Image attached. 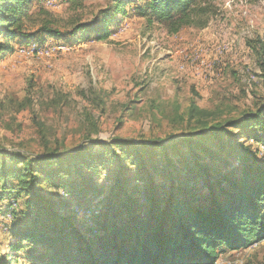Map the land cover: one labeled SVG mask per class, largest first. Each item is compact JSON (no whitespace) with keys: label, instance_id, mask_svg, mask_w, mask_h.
<instances>
[{"label":"rangeland","instance_id":"1","mask_svg":"<svg viewBox=\"0 0 264 264\" xmlns=\"http://www.w3.org/2000/svg\"><path fill=\"white\" fill-rule=\"evenodd\" d=\"M30 1L19 37L9 40V50L0 54V148L15 152L26 147L38 153L47 142L50 147L72 150L87 136L106 143L160 141L241 119L240 128L223 124L221 133L193 147L181 142L165 152L142 154L147 167L154 165L157 171L146 170V182L137 187L149 191L152 182L170 185L172 179L180 194L193 189L196 193L197 179L189 182L184 167L197 162L212 167L210 176L226 175L229 180L239 179L243 165L264 171L263 149L251 139L261 132L242 120L264 106V71L251 50L258 39L264 44V0H200L208 8L206 26L183 27L177 33L156 19L148 22L134 5L126 8L123 17L112 13L111 0ZM45 22L58 34L45 33L41 28ZM75 23L84 27L72 32ZM98 23L109 32L99 40ZM92 123L97 131L91 130ZM102 151L108 153L106 161L112 159L109 149ZM79 164L78 160L61 164L70 174L65 180L76 181L73 172ZM103 168L101 184L111 177L116 162ZM130 171L137 174L136 168ZM11 181L10 198L15 200L7 201V194L0 197V260L30 264L24 250L9 256L12 232L21 229L14 226H23L28 218L25 202L31 196L17 194ZM52 184L40 178L36 186L44 194L63 195ZM199 192L193 199L208 198L207 192ZM52 208L67 214L58 211L56 204ZM33 211L36 218L37 209ZM77 211L73 207L75 214L82 215ZM22 247L39 252L36 245L23 243ZM213 264H264V241L225 252Z\"/></svg>","mask_w":264,"mask_h":264},{"label":"trees","instance_id":"2","mask_svg":"<svg viewBox=\"0 0 264 264\" xmlns=\"http://www.w3.org/2000/svg\"><path fill=\"white\" fill-rule=\"evenodd\" d=\"M30 2L0 0V37L4 38L0 41V54L9 50V40L19 37L20 21ZM111 4L112 13L123 17L126 8L134 5L142 18L166 24L171 33L188 26L203 28L208 22V8L201 6L200 0H111ZM101 23L95 28L98 40L109 33L108 28L100 27ZM83 27L81 23L72 24V32ZM41 28L47 34H58L50 23L45 22ZM251 50L264 71V44L260 39L251 45ZM262 112L264 106L244 115L242 120H246L244 124L252 122L251 128L260 130V137L252 135L251 139L261 145L264 156L263 117L259 121ZM240 122L241 119L216 123L189 137L160 141L133 143L114 139L106 143L87 136L84 144L72 150H63L59 145L50 147L47 142L38 153L26 147L15 152L0 148V157L4 158L0 163V197L4 199L7 194V201L15 200L10 198L14 186L11 180L17 194H31L25 202L28 218L23 226H14L21 229L12 232L14 242L9 245V256L24 250L30 264H213L225 252H238L264 241V171L257 166L243 165L239 179L232 180L226 175L210 176L213 171L209 164L185 166L191 177L188 181L197 179L193 186L200 194L207 192L206 200L193 199L198 193L195 189L180 194L172 179L170 185L157 186L152 182L149 191L137 187V183L146 182V170L157 171L154 165L147 167L149 163L142 154L165 152L181 142L193 147L221 133L223 124L237 126ZM91 130H98L94 123ZM105 149L111 152L109 161L105 160ZM73 160H78L80 166L73 172L78 178L70 182L65 180L70 174L60 166ZM111 161L116 162V168L101 184L102 167ZM82 168L88 172L84 173ZM131 168H136L137 174ZM94 177H99V181L95 183ZM40 178L53 182L54 189L61 188L63 195L42 193L36 186ZM161 190L162 193H156ZM86 194L93 196L87 199ZM54 204L58 211L65 210L67 214L53 211ZM73 207L82 215L75 214ZM33 208L38 212L36 218ZM40 208L46 209L41 212ZM23 243L38 246L39 252L25 250Z\"/></svg>","mask_w":264,"mask_h":264}]
</instances>
